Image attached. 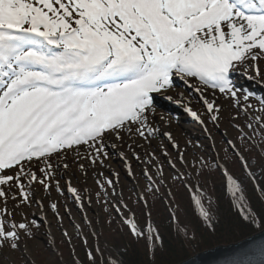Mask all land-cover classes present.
<instances>
[{
    "label": "snow or ice",
    "instance_id": "1",
    "mask_svg": "<svg viewBox=\"0 0 264 264\" xmlns=\"http://www.w3.org/2000/svg\"><path fill=\"white\" fill-rule=\"evenodd\" d=\"M261 65L264 0H0V248L17 250L21 233L31 235V225L37 224L26 218L17 222L7 208L14 186L23 196L21 203L28 200L25 176L47 187L36 172H25V165L47 162L74 146L86 145L99 156L108 137L121 138L134 125L139 136L145 131L152 135L157 131L149 124L153 94L172 88L174 76L198 80L237 104L248 102L255 93L236 89L232 73L250 68L264 78ZM201 99L208 112H219ZM256 99L264 113V97ZM186 110L200 120L196 111ZM164 135L171 140L170 133ZM227 143L236 149L231 140ZM243 167L248 169L247 162ZM39 171L48 175L44 168ZM225 175L236 196L239 183L227 170ZM248 175L253 177L251 171ZM193 199L212 227L210 212L198 196ZM240 211L245 221L264 225L251 208ZM126 223L134 235H145L133 219ZM147 239L150 245L160 240L150 225ZM86 255L94 264L93 252ZM252 255L259 259L229 264H264V240Z\"/></svg>",
    "mask_w": 264,
    "mask_h": 264
},
{
    "label": "rangeland",
    "instance_id": "2",
    "mask_svg": "<svg viewBox=\"0 0 264 264\" xmlns=\"http://www.w3.org/2000/svg\"><path fill=\"white\" fill-rule=\"evenodd\" d=\"M253 76L255 73L250 68L247 71L238 68L232 73L236 89L244 94L255 93L248 102L241 99L239 104L218 89H205L198 80L174 76L171 89H182L181 96L187 100L167 99L171 95L165 91L169 89L162 90L163 94H153L155 111L149 114V124L157 131L152 135L145 131L144 137L139 136L134 125L131 133L122 131L121 138L108 137L99 156L86 145L74 146L59 155L53 154L47 162L34 160L30 168L25 165V172H36L47 187L38 181L29 183L25 176L27 201L21 203L23 196L18 186L8 192L7 208L13 211L15 220L26 218L30 225L32 220L37 224L31 225V235L21 233L17 250L0 248V264L50 263L56 257L60 264H76L81 262L80 254L75 249L71 252L70 248L68 252L67 247L75 248V241L80 238L85 242L84 248L104 246L111 252L119 251L124 249L127 235L133 234L126 223L128 219H133L141 231L149 229V225H166L173 220L175 190L181 193L187 190L197 196L206 189V180L227 189L225 170L241 185L257 180L264 167V120L256 121L255 116L264 117V113L259 111L256 97H264V78H250ZM196 87L202 92H197ZM201 96L219 107V112H208ZM248 103L253 107L248 108ZM187 108L196 111L200 120ZM212 115L218 119L213 121ZM164 133H170L171 140ZM228 140L246 160L247 170L243 167L235 174L230 173L226 159L232 147ZM215 164L217 176L209 172L198 176V169L212 171L210 167ZM40 168L48 175L41 173ZM70 188L77 191L73 193ZM52 204H56V209ZM140 210H145V219H139ZM119 224H124L125 229Z\"/></svg>",
    "mask_w": 264,
    "mask_h": 264
},
{
    "label": "trees",
    "instance_id": "3",
    "mask_svg": "<svg viewBox=\"0 0 264 264\" xmlns=\"http://www.w3.org/2000/svg\"><path fill=\"white\" fill-rule=\"evenodd\" d=\"M247 161L249 163V160ZM226 162L234 174L240 171L241 165L235 156L228 155ZM210 168H213L212 171L204 167L198 169V176L202 173L204 174L201 176H204L208 172L218 174L215 165ZM239 186L240 191L233 196L229 188L225 190L212 184L211 180H206V189L199 198L212 216V227H209L200 215L191 194L187 190L184 193L175 190L173 197L176 210L173 220L166 225H152V229L158 233L160 240L150 245L147 239L149 229H146L143 231L144 236L128 234L124 249L119 251L111 252L104 246L84 248L85 243L81 239L75 241V248L67 247V251L69 252L68 248L71 252L75 249L80 254L81 262L76 264H92L86 255L88 251L93 252L94 264H175L216 245L237 242L264 228V225L256 226L245 221L240 211L241 207L246 210L251 208L260 215L261 219H264V167L260 169V176L255 183L239 184ZM239 196H243V199H237ZM135 202L139 203L138 200ZM141 207L143 208L142 205ZM152 209L154 210V207ZM140 211V218H138L145 219V210ZM136 213L138 215V212ZM119 225L125 229L124 224ZM38 264H60V262L56 257L53 262L41 261Z\"/></svg>",
    "mask_w": 264,
    "mask_h": 264
},
{
    "label": "water",
    "instance_id": "4",
    "mask_svg": "<svg viewBox=\"0 0 264 264\" xmlns=\"http://www.w3.org/2000/svg\"><path fill=\"white\" fill-rule=\"evenodd\" d=\"M264 240V228L237 241L226 245H216L210 249L197 252L175 264H229L236 259L258 260L252 255L256 245Z\"/></svg>",
    "mask_w": 264,
    "mask_h": 264
},
{
    "label": "bare ground",
    "instance_id": "5",
    "mask_svg": "<svg viewBox=\"0 0 264 264\" xmlns=\"http://www.w3.org/2000/svg\"><path fill=\"white\" fill-rule=\"evenodd\" d=\"M181 92H183L182 89H178V90H174V89H169L168 91H165V93L167 95H171V97H174L175 99H177L178 101H180L181 99L185 102L187 100V98H184V96H181ZM39 201H41V199H39ZM33 212H36V210L32 209Z\"/></svg>",
    "mask_w": 264,
    "mask_h": 264
}]
</instances>
